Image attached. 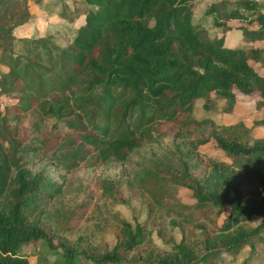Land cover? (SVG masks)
<instances>
[{"label":"trees","instance_id":"1","mask_svg":"<svg viewBox=\"0 0 264 264\" xmlns=\"http://www.w3.org/2000/svg\"><path fill=\"white\" fill-rule=\"evenodd\" d=\"M26 1L0 0V98L7 102L2 109L0 103V264H224L221 254L235 256L245 247L253 253L264 240V203L243 202L242 180L264 187V175L255 168L264 159V138L253 139L242 122L212 126L207 133L204 126L210 122L190 113L194 100L215 97L229 113L237 94H256L255 106L264 110V0L219 1L204 11L224 30L229 22H239L246 47L203 35L191 22L192 0H81L82 17L73 20L72 37L62 47L45 36L14 38V27L28 16ZM253 21L257 28L248 29ZM33 108L75 132L39 138L41 151L63 150L53 161L65 171L125 162L141 144L170 133L180 171L164 167L161 178L190 192L187 209L209 215L227 205L219 233L209 235L203 228L199 243L180 241L163 252L139 247L141 226L118 220L115 245L100 254L54 243L55 235L48 236L26 212L48 206L62 194L63 183L18 163L16 138L22 132L6 124ZM253 122L264 126V117ZM210 140L229 163L200 153ZM151 174L141 168L134 179L142 186ZM114 183L98 180L108 197L114 195ZM91 199L76 207L73 225ZM254 215L259 223L243 228L241 223ZM39 241L44 249L33 257L23 251Z\"/></svg>","mask_w":264,"mask_h":264},{"label":"rangeland","instance_id":"2","mask_svg":"<svg viewBox=\"0 0 264 264\" xmlns=\"http://www.w3.org/2000/svg\"><path fill=\"white\" fill-rule=\"evenodd\" d=\"M191 22L202 30L208 38L223 36L224 45L229 47H246L242 39L237 21L229 22V30L216 27L211 16L204 15L205 9L211 4L226 1L230 4L236 0H192ZM20 8H21V3ZM27 18L14 27V38H51L54 44L62 47L72 37L74 22L81 19V11L85 5L81 0H27ZM11 23V22H10ZM253 21L248 29H256ZM259 67V66H258ZM261 70V68L259 69ZM256 94L249 96L236 95L231 111L223 112V100L215 97L205 102L203 99L193 101L190 117L201 121L207 120L204 129L211 133L212 126H230L242 122L249 130L253 139L264 138V126L254 125L255 120L264 117V110L255 106ZM1 109L7 104L4 97L0 98ZM38 123V129L34 123ZM7 125H16L22 138L18 144L19 164L38 172L43 170L58 183H63L60 196L50 201L44 208H35L26 212L27 218L40 226L48 236L54 237V243L62 242L76 245L89 250L92 254H100L112 248L117 241L118 220L128 222L132 227L138 224L142 228L143 240L139 247H155L163 252H169L172 245L180 241L187 244L199 243L202 239V229H207L209 235L219 233L224 220L229 213V207L224 205L216 214L214 210L209 215L187 209L184 205L192 202L190 192L178 183L163 180L164 167L180 171L178 156L173 152V140L170 133L157 138L150 143H143L128 155L125 162L110 161L96 167L78 166L71 171H65L55 165L53 157L62 154L63 150L45 153L40 150L39 138L47 133L59 132L62 137L73 136L75 132L68 129L61 121L54 118H42L34 108L26 112L18 121L10 120ZM157 132L154 131V134ZM205 158L213 161L229 163L228 159L210 140L199 147ZM153 163V165L151 164ZM145 168L152 172L139 185L140 179H134L135 174ZM264 175V159L255 167ZM160 170V171H158ZM162 177V178H161ZM104 179L117 182L114 195H103L98 180ZM147 186L145 189L144 186ZM264 187L255 180H242L243 202L264 203ZM91 195L90 208L84 216L73 225L76 219V207L81 201ZM73 212V214H71ZM260 216L254 215L241 223L249 229L257 225ZM44 249L41 241L35 245H27L24 252L34 253ZM31 259V258H29ZM224 264H264V240L257 242L253 253L243 248L235 256L221 254Z\"/></svg>","mask_w":264,"mask_h":264}]
</instances>
